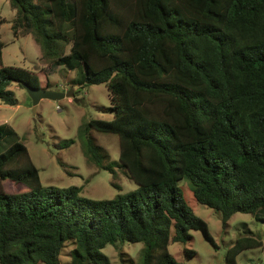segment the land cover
<instances>
[{
    "label": "trees",
    "instance_id": "trees-1",
    "mask_svg": "<svg viewBox=\"0 0 264 264\" xmlns=\"http://www.w3.org/2000/svg\"><path fill=\"white\" fill-rule=\"evenodd\" d=\"M9 2L15 36L31 34L44 58L75 71L74 85L106 86L113 118L88 120L86 152L111 170L91 131L115 133V164L137 187L96 199L78 186L43 185L17 131L0 123V264H61L67 245L68 264H112L102 249L125 242L143 244L140 264H185L170 242L191 240L193 230L215 242L183 198L184 176L196 201L223 224L236 212L259 219L264 0ZM3 46L0 38V101L15 105L11 84L42 86L37 72L3 63ZM261 245L259 237L239 235L224 264Z\"/></svg>",
    "mask_w": 264,
    "mask_h": 264
},
{
    "label": "rangeland",
    "instance_id": "rangeland-1",
    "mask_svg": "<svg viewBox=\"0 0 264 264\" xmlns=\"http://www.w3.org/2000/svg\"><path fill=\"white\" fill-rule=\"evenodd\" d=\"M10 0H0V38L4 43L2 60L5 65L22 67L37 72L42 87L67 91L73 89L74 97L59 100L41 99L35 113L32 101L25 89L16 83L10 85L18 100L15 105L0 101V123H6L19 134L26 145L29 156L39 169L43 185L57 187L78 186L86 197L105 199L119 193L131 191L137 184L115 163L118 161L119 145L115 133L91 131L103 151L111 170L95 164L86 152L84 126L91 118L110 120L113 113L109 92L104 84L74 85L75 71L62 65L56 66L50 58H44L41 45L31 34L15 36L11 25L15 11ZM68 51V48L66 49ZM77 99V101H76ZM187 205L206 223L215 244L207 241L200 231H191L192 239L170 242L168 249L173 257L185 264H224L228 246L243 234L259 237L262 245L241 251L237 264H264V212H236L223 224L220 213L196 201L193 185L184 176L178 181ZM12 184L5 183L10 190ZM143 244L125 242L119 247L106 245V253L112 264H140ZM68 245L60 255V263L68 264ZM185 249L195 253L187 256Z\"/></svg>",
    "mask_w": 264,
    "mask_h": 264
},
{
    "label": "water",
    "instance_id": "water-1",
    "mask_svg": "<svg viewBox=\"0 0 264 264\" xmlns=\"http://www.w3.org/2000/svg\"><path fill=\"white\" fill-rule=\"evenodd\" d=\"M22 87L30 96L32 101V112L35 113L37 104L41 99L59 100L64 97H74L73 89L67 91L53 90L42 87H33L27 83H22ZM77 101V99H76Z\"/></svg>",
    "mask_w": 264,
    "mask_h": 264
}]
</instances>
